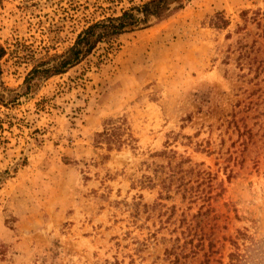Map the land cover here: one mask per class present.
I'll use <instances>...</instances> for the list:
<instances>
[{
    "label": "rangeland",
    "instance_id": "374dc122",
    "mask_svg": "<svg viewBox=\"0 0 264 264\" xmlns=\"http://www.w3.org/2000/svg\"><path fill=\"white\" fill-rule=\"evenodd\" d=\"M144 1L0 0V264H264V0H187L26 82Z\"/></svg>",
    "mask_w": 264,
    "mask_h": 264
},
{
    "label": "trees",
    "instance_id": "16d2710c",
    "mask_svg": "<svg viewBox=\"0 0 264 264\" xmlns=\"http://www.w3.org/2000/svg\"><path fill=\"white\" fill-rule=\"evenodd\" d=\"M185 1L187 0H146L122 11L120 15L93 22L78 34L74 44L67 51L35 65L26 82L34 76L49 78L66 72L70 67L87 58L100 43L112 44L124 33L150 27L153 20L166 19L175 11L183 8ZM226 24L227 20L221 18L217 27H223ZM6 54V47L0 44V61ZM50 60L57 62L51 66L41 67ZM97 140L106 142L110 147L116 141L108 129L97 133Z\"/></svg>",
    "mask_w": 264,
    "mask_h": 264
}]
</instances>
